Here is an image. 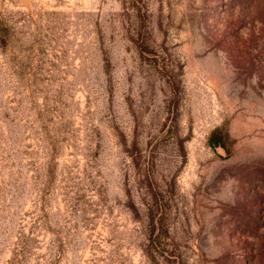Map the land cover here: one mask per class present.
<instances>
[{
    "label": "rangeland",
    "instance_id": "374dc122",
    "mask_svg": "<svg viewBox=\"0 0 264 264\" xmlns=\"http://www.w3.org/2000/svg\"><path fill=\"white\" fill-rule=\"evenodd\" d=\"M0 264H264V0H0Z\"/></svg>",
    "mask_w": 264,
    "mask_h": 264
},
{
    "label": "trees",
    "instance_id": "16d2710c",
    "mask_svg": "<svg viewBox=\"0 0 264 264\" xmlns=\"http://www.w3.org/2000/svg\"><path fill=\"white\" fill-rule=\"evenodd\" d=\"M216 134H213L210 138H209V144L211 146H216L220 143V141L216 138L215 136Z\"/></svg>",
    "mask_w": 264,
    "mask_h": 264
}]
</instances>
